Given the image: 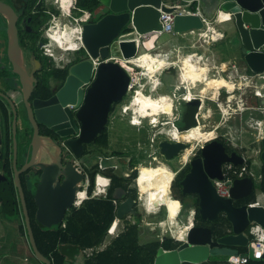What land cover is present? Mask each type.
Wrapping results in <instances>:
<instances>
[{
	"label": "water",
	"instance_id": "obj_1",
	"mask_svg": "<svg viewBox=\"0 0 264 264\" xmlns=\"http://www.w3.org/2000/svg\"><path fill=\"white\" fill-rule=\"evenodd\" d=\"M98 1L100 3L99 13L102 15L96 21H83L80 25L81 44L85 53L70 67L66 82L58 92V94H63L68 91L70 81L77 84L78 108L68 113L63 107L65 103L60 102L61 112L55 117L56 123L53 126V129L62 136L77 133L76 136L66 140L67 147L75 156L82 153L84 144L94 141L103 132L113 105L120 102L129 91L131 75L118 59L135 58L145 42L141 37L162 30L161 10L166 12L173 10L172 7L161 4V0ZM183 1H196L200 15L175 16L172 24L174 32L203 29L209 21L220 18V11L229 12L231 15L228 20L231 46L239 50L243 61L251 71L264 70V0ZM0 13L8 21V59L13 71L20 77L26 100L32 90V79L26 73L18 44L16 14L1 1ZM92 59H99L93 75ZM34 62L38 65L36 59ZM83 83H88L85 89L82 88ZM258 101L260 105L264 104V97L259 98ZM34 114L36 120H41L36 107ZM29 118L34 124L32 158L20 169H14L13 180L19 195L30 249L41 263L51 264L50 259L44 256L36 246L19 174L30 165L43 169L44 172L36 185L33 196L37 206L34 218L39 225L49 227L62 224L66 210L72 206L74 170L71 169V165L67 166L66 168L71 170L70 172L66 169L62 171L64 179L60 183L57 180V167L60 165L57 159L55 163L47 167L34 162L33 155L37 152L38 143L42 139L48 141L51 139L38 135L37 125L30 108ZM68 125L72 127L60 129ZM13 131L15 132V112ZM1 143L0 130V152ZM158 147L160 153L169 158L186 148L187 144L180 140L162 139L158 142ZM15 153L14 146V159ZM259 157L264 163V136L260 138ZM244 160V155L236 151L228 152L224 144L216 138L207 141L201 147L200 155L190 159L189 169L179 181L181 194L196 195L200 221H213L222 215L230 227L226 233L216 234L208 225L194 224L190 227L186 225L181 232L176 233L174 240L177 244L173 248L159 247L157 249L153 264H223V257L238 254L236 246H247L251 257L252 247L248 246L249 237L246 230L251 221L264 227V206H248L247 203L236 205L234 202L251 195L254 191L253 178L249 175L235 178L230 187L229 197L219 196L211 181L212 178H222L224 163L230 162L238 165ZM120 191L122 189L118 187L111 194L112 199L117 201L115 208L117 218L130 212L133 204V199L124 198ZM161 204L165 207V203ZM153 205L154 209L161 206L158 202ZM165 210H167L166 207ZM257 264H264V252Z\"/></svg>",
	"mask_w": 264,
	"mask_h": 264
},
{
	"label": "flooded vegetation",
	"instance_id": "obj_2",
	"mask_svg": "<svg viewBox=\"0 0 264 264\" xmlns=\"http://www.w3.org/2000/svg\"><path fill=\"white\" fill-rule=\"evenodd\" d=\"M0 1L8 5L16 14L15 24L17 29L18 44L22 53L23 64L26 73L32 79L31 81L32 90L29 96L27 97V99L25 100L22 84L20 82V77L13 71L11 62L9 61L7 55L8 21L4 17V15L0 13V69L1 70L4 69V71L0 70V130L2 136L1 152H0V174H1L0 181H4L7 173H9L11 175V180L14 185V180H13L14 169L15 168L20 169L24 163L29 162L32 158V148H33L32 143H34L33 140L34 124L29 118V108H30L32 116L37 125L38 135L46 136L51 139V141H48L47 139H42L41 142L38 143L37 152L34 153L33 155L34 162L43 164V166L47 167L49 165H52L53 162L55 163L57 159L60 163V165L57 167V180L60 183H62L64 179V175L62 171H64L65 169L68 170V172H70L69 170L71 169L74 170V178H73L74 193H73L72 206L74 205L75 201L79 198L78 192L83 191L85 195L88 196V198H95L99 196L105 197L107 190L112 185L113 181L119 183V185H115L113 187V190L115 188L120 187L122 189V191H120V194L124 198L131 197L133 199V204L131 207L132 210L124 214L122 217L118 218V221L114 225L112 233L110 234L112 236L109 239H107V241L105 239L106 242L104 241L105 243L96 247L95 250L102 249L119 232L126 230L128 227L132 225L137 226V229L140 232V237H142V233H143L141 229L142 214L138 205L139 204L138 201L140 199L138 197L139 191L136 184L135 183L134 185L132 184V181L136 180V177L135 178L132 177L133 172L137 171L138 174L139 167L137 166V164L145 160L150 162L156 160L157 155L162 156L167 161H170L174 157L178 156L177 161L180 164V166L176 170H172V172L174 173L172 179H174L187 165L189 169L190 159L200 155V149L206 142L200 145L199 147H197L196 151L193 153L191 157H186L184 159H182L183 158L182 153L186 149L190 148V142H187L185 140H180L187 144L186 149L184 148L180 150L177 154L169 158H166L159 151L158 142L160 140L156 141L153 137L151 138V141L147 143L149 145L150 151H147L145 149L144 150L142 149V151H140V149H137L136 147V144H138V146L145 144V141L147 140L146 139L143 142H138V141L137 142L131 141L130 143L128 142L124 144V147L109 149L108 152H107L108 150L107 147L106 149L103 150L104 155H99L96 158L95 144L92 141L88 144H84L82 153L79 154L78 156H75L74 153L67 147L66 140L76 136L77 133L75 132L70 135L62 136L58 134L56 130L53 129V126L56 123L55 117L59 115L61 112L62 107L59 106L60 102L65 103L63 107H65V110L68 113L70 112L72 113L78 108V104H77L78 87L74 81H70L68 91L64 92L63 94H58V92L60 88L63 86V84L66 82V78L69 75L70 67L75 62L80 60L82 54H79V59L73 58L72 60H69L65 63L58 64L55 66L54 63H51L48 55L43 53L41 47L42 44H44L45 42H43L41 39L42 38L47 39L46 28L48 25L44 27L43 23L32 24L33 23L32 17L37 16L39 20H42L41 11L45 9V11L49 13L52 8H55L54 4L52 3L53 1H50L49 4L51 5H48L47 0H37L35 4H31L29 0H0ZM56 15L52 13L51 17L55 19ZM73 51H76V49H74ZM34 59L37 60L38 65L35 64ZM65 70L67 71L65 77L63 79H58L56 76L58 74H61ZM169 71L171 72L173 70L162 69V71H160L159 74L162 73L163 75H166V73H168V76L170 75L171 79H173L172 77L173 75H171ZM157 84L155 86H157ZM167 89L171 91V94L169 93H165V94L167 98L170 100L172 106L170 108L169 115L166 116H171L170 117L171 119L168 121L173 126V129L174 130L176 129V131L182 133V132H186L190 128H193L194 126H197L196 121L198 122V119L196 118V116L201 115V111H200L201 105L199 103L200 97L193 96L190 94V96L193 97L190 100H186L183 97V95L180 94L181 92L180 93L178 92L179 90L183 91L184 89H186V87L182 86L181 89H179L173 83L171 84L169 83ZM199 90L201 91V88H199ZM126 95L124 97H126ZM192 100H197L199 106L197 105V108L194 112L195 124L193 126H190L189 119L185 113L184 102H190ZM115 105L116 104L113 105V109L111 111L113 113L115 112L114 110ZM34 106L36 107V110L41 120L35 119ZM123 106L124 105H121L119 109H122ZM2 107H4V109H2ZM14 112H15V132L13 131ZM141 118L142 121L139 120V124H140L139 126L143 127L144 124H151L150 126L152 127L155 125L152 122H150L151 119L149 117L146 118L141 117ZM143 119H145L146 121L144 120L145 121L144 122ZM108 120H109V116H108ZM127 120L131 122L133 119L128 118ZM44 122H46V124ZM110 122H112V119ZM119 122L124 123L123 121H119ZM107 123L105 125L106 128H107ZM131 124L133 123L131 122ZM70 127H72V125H68L60 129H70ZM14 139H15V143H14ZM165 139L169 141L179 140V139H173L171 137H167ZM14 146L16 150L15 159L13 158ZM7 149L11 151L8 164L4 161V154H5V150ZM129 151H134L136 155L142 152L144 158L139 163H133ZM231 151H236L238 154L243 155V153L238 152L237 149H235L234 147L232 150H229L228 152ZM70 165L72 166L71 169L66 168L67 166L69 167ZM95 168L97 169V171L94 174V183L92 185L91 190H89L91 186V173L94 171ZM43 172L44 171L42 168L38 166L30 165L26 168V170L20 172L19 174L24 198L27 195V193H31V198L35 205V209L33 211L34 215L37 206L34 202L33 196L35 193L36 185L38 184ZM97 175H102L108 178V186L104 188V192L102 194H97L98 191H100L95 183V177ZM170 186L171 184L169 185L168 193H171ZM15 192L20 207V217L22 219L23 218L22 209L16 187H15ZM254 193H255V188H254ZM183 196H184V200L187 202L196 197L195 194H185ZM0 207H1V202H0ZM70 208L66 210L65 215ZM28 210L29 209L27 207V211ZM22 222H23L22 224H24V218ZM199 222L200 220L196 219L194 215L192 225L200 224ZM62 225H64V222H62ZM18 229H19V225H18ZM108 234L109 233L107 232V236ZM85 249H83L78 255L77 263H80L82 257L86 255V252H84ZM93 251L94 248H91V253Z\"/></svg>",
	"mask_w": 264,
	"mask_h": 264
},
{
	"label": "rangeland",
	"instance_id": "obj_3",
	"mask_svg": "<svg viewBox=\"0 0 264 264\" xmlns=\"http://www.w3.org/2000/svg\"><path fill=\"white\" fill-rule=\"evenodd\" d=\"M47 1H48V5H51L49 4L50 1H54V0H47ZM71 9L69 11V15L60 14V11H59V14L56 15L55 19L51 17L49 20L48 26L46 28L47 31L50 33H52L53 30L68 31L70 30V28L68 27V25H66L67 23L77 27V23L74 20V14L71 12ZM221 21H224V20H221ZM81 24L82 22H79V25ZM221 25L225 26L224 32H226L227 37H228L230 33V28H228L229 22L225 20V22H222ZM198 32L199 30H195L193 33H188L184 36H182L180 33H173V32L169 34L163 33L159 37L155 36V38L158 37L160 40H163L164 37L169 35L170 37L169 41L173 42L174 44H177V43L187 44V45H190L193 43H196L198 45L204 44L206 40L209 38L208 36L209 33L205 32V30H202V34L199 35L197 34ZM152 37L153 36L150 35V40L145 41L143 43L145 47L142 45V48H141L142 51L149 49L150 52L155 53L156 52L155 50H160V53H161L162 49L163 50L168 49L166 42H164L165 44H163L162 46V44L157 43V40H155L154 42ZM219 43H223V45L225 46L227 45L226 39ZM77 44L76 43L71 44V46L73 47L72 48L70 45H69L70 47L68 45L67 46L61 45L56 40L47 38L45 43L42 44L41 49L44 54H45L46 47L53 53L52 56L48 55V57L50 58L51 63H54V65L56 66L58 64H62L69 60H72L73 58L76 57V53L73 50L79 48L80 44L78 42ZM201 50L202 49L199 47L182 48L181 55H179L176 52L177 55L179 56L176 57V63L174 65L168 64V60H171L170 58L167 57L168 55L167 53H169V51H165V50L163 51L162 55H164L165 60L167 62L166 66L163 69L173 70L171 72L169 71V73L173 75L172 76L173 79H171L170 75L168 76V73H166V75H163L162 73L159 74L160 71H162V69L158 73H155L153 77H147L146 71L143 70V68L134 67L135 80H134V83L131 89L128 91L126 97H124L120 102L116 103L115 109H114L115 112L114 113L111 112L109 115V120H108L107 128H106L107 133H108V138H109L107 152L109 151V149L120 148V147L122 148L124 147V144L128 142L130 143L131 141L133 142V140H135L136 138L137 139L134 142H137V141L143 142L141 141V137L144 134L146 135V139H147L145 141V144L140 145V146L136 144V147L137 149H140V151H142V149L150 151L149 145L147 143L151 141L152 137L156 141L170 137V134L175 131L173 129V126L168 121L171 119L170 118L171 116H166L165 114L157 115L156 121L153 123L156 126H152V127L150 126L151 124H144L143 127L139 126L140 124H136L138 125L136 126V125L131 124V122L127 120L128 118L129 119L136 118L138 121L139 120L142 121V118L138 116V114L134 111V108H132V103H131L132 98L138 91L142 92L143 94L150 95L152 97H158L159 94H164V93L171 94V91L167 89L169 83L170 84L173 83L179 89H181L182 86H185L186 89H184L183 91L179 90L178 92L179 93L181 92L180 93L181 95H185V94L188 95L189 91L187 89L186 84L185 85L182 84L181 79L178 78L179 71H180V65H181L180 60L182 59L183 56H185L191 51L201 52ZM174 56L175 55L173 53L172 58H175ZM224 58L227 59L230 57L225 56ZM199 63L205 66L207 65L208 67L207 76L208 77H219V76L225 77L223 73L222 74L217 73L218 64H219L218 59H213L209 61V60H206L205 58H201L199 60ZM233 80L235 82L239 81L237 82V85L240 86V89H236L234 91V94L231 97V101H230L231 106L236 108L238 104H240V101H239L240 96H242L243 98H246V103L244 104L248 106V108H245V110H243L241 114L239 113L241 115V120L239 119L240 115H236L238 113H236L235 116L234 115L221 116L220 113L218 112L217 103H219L221 106L225 104L224 101L227 96V93L224 88L217 89L216 91L207 90L206 92L202 93L199 90V88L202 87V82H195V84L191 85V88H190L191 95L198 96V97L200 95L199 103L201 105V108H200L201 115L196 116V118L198 119V122L196 121V125L201 127L202 131L204 132V135L203 137H199L196 140H192L190 142V148L186 149L182 153L183 155L182 159L186 157H191L193 153L196 151L197 147H199L200 145L204 143L205 138L207 139L209 138V136H212V135L223 136L227 140L229 145L237 149L238 152L243 153V155H246V151H248V154H249L251 153L252 149L256 148L253 142L258 141L264 133V119L261 120L260 126L257 127L255 125V122L257 121L258 118H263V116L259 114V112L255 108L260 104L259 103L257 104L256 103L257 99L251 96L253 89H254L253 86H250V85L247 86L243 80L238 78L237 75L234 76ZM157 82L158 84L157 86H155ZM259 82H261V80H258V83ZM218 92H219V95H218ZM121 105L127 106L126 112H122L121 109H119ZM111 115H112V118H111ZM111 119L113 123L110 122ZM119 121H123L124 123H121ZM178 139L184 140L181 138H178ZM247 146H248V150H246ZM259 154H260V150H259ZM177 158L178 156L174 157L170 161H167L162 156L157 155L156 160H153L151 162L145 160L137 164V166L140 167L141 165H145V166H152V165L158 166L159 165V166H163L167 168L169 171L172 172V170H176L180 166V164L177 161ZM261 163L262 161L260 159V164H259L260 169L262 166ZM247 165L253 168V165L255 164L252 161V159H249L247 162ZM138 173H139V170H138ZM252 173L254 176L255 184L261 185L262 184V172H258V173L252 172ZM173 175L174 173L172 172V177ZM134 183L136 184V180L132 181L133 185ZM170 191L171 193H169V195L172 197L171 186H170ZM256 192H258V190L255 189V193ZM138 197H140L138 201L139 203L138 205H139V209L142 214V223H141V229L143 232L142 237H141L142 240H145L147 238H153V237L154 238L159 237L160 240L163 237H168V236L174 237L176 233L178 232V230L188 225L190 218H192L191 210L193 208L184 209L182 213L178 212L176 214L173 221H167L163 225L159 226L157 224L158 219L162 220L166 216V213L164 212L165 207L161 205L159 208H155L153 210L154 212L147 213L145 209L143 196H140L139 192H138ZM180 207H181V203H180ZM22 221H23V218L21 219L20 216L18 219L12 220L9 216L5 215L4 213H1L0 211V264H15V263L16 264H24V263L25 264H42L33 255L30 249V246H29V242L27 240V236L25 234L20 233L18 229V225L22 224L23 223ZM114 225L115 223L113 224V226ZM111 236L112 235L108 234V236H106V241ZM24 257H27V260H28L27 262H24L25 261ZM215 261L216 260H214V262Z\"/></svg>",
	"mask_w": 264,
	"mask_h": 264
},
{
	"label": "trees",
	"instance_id": "obj_4",
	"mask_svg": "<svg viewBox=\"0 0 264 264\" xmlns=\"http://www.w3.org/2000/svg\"><path fill=\"white\" fill-rule=\"evenodd\" d=\"M29 1L31 4H35L37 0ZM69 2L71 9L74 0H69ZM99 8L100 3L98 0H76L75 6L71 9V12L75 17H78L82 15L84 11H88L91 14L88 21H96L102 15L99 13ZM52 13L56 15L59 13V10L57 8H52L48 13L43 9L41 11L42 20H39L37 16L34 17L32 15V24L43 23L44 27H46ZM41 40L45 42L47 39L42 38ZM75 53L76 57L74 59H79L78 55H83L85 52L82 47H79L76 49ZM1 71H4V69ZM66 73L67 71L65 70L56 77L58 79H63ZM256 103H259L258 99L256 100ZM197 105V100L184 102L185 113L189 119L190 126L195 124L194 112ZM2 109H4V107H2ZM136 139L133 140V142L136 141ZM216 139L224 144L227 151L233 149L223 136L217 135ZM145 140L146 135L144 134L141 137V141ZM93 143L95 144V157L97 158L99 155H104L103 150L108 147L109 143L106 127L103 129V132L96 137ZM129 152L133 163H139L144 158L142 152L137 155L134 151ZM10 154V150H5L4 161L7 164ZM261 165V189L264 191V163ZM187 169L188 165L172 180V197L176 202L180 201V213H182L184 209L193 208L195 210V218L199 219L197 212V198L195 197L187 202L184 200V196L180 192L179 181ZM96 171L97 169L95 168L91 173V186L89 190H91L94 183V174ZM136 176L137 171H134L132 177L135 178ZM115 185H119V183L113 181L112 185L108 188L105 197L99 196L95 198H87L81 202L79 207L72 206L64 217V225L57 224L51 227L41 226L35 221L33 213L35 205L31 198V193H27L25 199L29 209L28 214L30 216L31 228L36 246L44 256L50 259L51 264H153L154 256L159 247L171 249L177 244L174 238L170 236L163 237L162 240H160L159 237L142 240L137 226L132 225L126 230L119 232L102 249L95 250L96 247L104 243L107 236V228L115 217L114 204L111 196ZM254 197L255 193L253 191L247 198L234 203L236 205L249 203L254 200ZM0 202L1 213L9 216L12 220L19 218L20 207L15 187L9 173H7L4 181H0ZM164 212L166 213V210H164ZM199 223L210 226L216 234H224L230 227L228 221L222 215L213 221H200ZM19 231L26 235L24 224H19ZM178 232H181V229L178 230ZM89 247L94 248V251L88 256H83L81 262L77 263V257L80 252ZM236 249L239 254H245L248 251L247 246H236ZM258 262L259 261L250 260L248 264H257Z\"/></svg>",
	"mask_w": 264,
	"mask_h": 264
},
{
	"label": "bare ground",
	"instance_id": "obj_5",
	"mask_svg": "<svg viewBox=\"0 0 264 264\" xmlns=\"http://www.w3.org/2000/svg\"><path fill=\"white\" fill-rule=\"evenodd\" d=\"M60 1H61L60 7H61L62 14L69 15V11H70L69 0H60ZM221 13L228 14L227 12H221ZM74 20L76 21L75 16H74ZM218 20L221 21L223 19L219 18ZM66 25H68L70 30L68 31L58 30L50 38L52 40H56L61 45H65V46L67 45L71 46V44H74V43L77 44V42L80 44L79 35H78L80 33L79 23H77V27L69 23H67ZM188 57H191V56H188V55L184 56L180 60V63H181L180 71L181 72L179 71L178 78L181 79L182 84L184 85L186 84L187 89L189 91V96L191 94L190 93L191 85L195 84V82H202V87H201L202 93L206 92L207 90L216 91L222 86H228L229 88L231 87L230 83L220 76L219 77H208L207 76L208 74L206 73V66L200 64L198 60L192 59L191 57V59H189L186 64L185 60ZM173 59L174 58H172V60ZM161 61H163V64H161ZM125 62L130 63L131 65L135 67L143 68V70L146 71L147 77H153L155 73H158L167 64L163 55H161L158 52L152 53L149 51V49L138 53L137 56L133 59L125 60ZM159 96L160 98L152 97L150 95L143 94L142 92L138 91L132 98V102H131L132 108H134V111L138 114V116L144 117V118L149 117L151 119L150 122L153 123L156 121L157 115L159 114L169 115L170 108L172 106L170 103V100L167 98L166 95L160 94ZM203 135H204V132L202 131L201 127L197 125V126H194L192 129H189L186 132H182V133L176 131L175 129V131L170 134V137L173 139L181 138L187 142H191L192 140H196L199 137H203ZM253 144H255L256 148L252 149L251 153L249 154H248V151H246V155L249 159H252V161L255 164L253 165L252 171L258 173L260 172L259 171L260 170V167H259L260 143L258 141H254ZM246 150H248V146L246 147ZM137 175H138V177L136 176L137 177L136 178L137 188H138L140 196H143L144 203L146 205V210L153 211L154 209L153 204L156 202L160 203V205H162L161 203H165V207L167 209L166 211H167V215L169 219L170 220L174 219V217L176 216V213H177L176 211L178 207L176 206V201L173 199V197L168 196V187L172 181V172L169 171L167 168L163 166H159V165L158 166L141 165L139 167V173ZM103 184H104L103 180L99 177L98 187L101 188ZM78 196L81 197L80 195Z\"/></svg>",
	"mask_w": 264,
	"mask_h": 264
},
{
	"label": "built area",
	"instance_id": "obj_6",
	"mask_svg": "<svg viewBox=\"0 0 264 264\" xmlns=\"http://www.w3.org/2000/svg\"><path fill=\"white\" fill-rule=\"evenodd\" d=\"M75 1L73 3L72 8L75 6ZM52 3L54 4L55 8H57L60 11V14H62L61 7H60L61 1L60 0H54ZM161 4H165L166 6L172 7L173 10L169 11V12L161 10L160 20L162 22V30L159 32H155L154 36H160L163 33H167V34L171 33L174 17L177 15H185V14L200 15L199 11H190V10L186 9L185 6L187 4L185 2H183L182 0H161ZM86 13L90 14L88 11H84L82 15L75 17L77 23L83 22V21H88L90 19L91 14L86 16L85 15ZM227 13L230 14L229 12H227ZM80 30H81V28H80ZM55 32H56L55 30H53L52 33L47 31V33H46L47 38L51 39L50 37H52ZM201 34H202V32H199V35H201ZM78 35H79V40H80V46L79 47H82L80 33ZM222 35L223 34L221 33L220 37H222ZM141 39L149 41L150 35L142 36ZM188 56H190V54ZM118 61L120 63H122L123 65L126 64L124 66L128 69V71L131 75V82L129 85V90H130L133 83H134V80H135V78H134V71H135L134 67L135 66L131 65L130 63L125 62V60H122V59H118ZM98 63H99V59H92V75H93L94 70H95ZM225 70H226V68L223 66V64H220L218 66L217 73L221 74V73L225 72ZM237 76H238V78L243 80L247 86L250 85V86L254 87L252 95H251L253 98L259 99V98L264 97V70L261 72H251V73H245V74H238ZM227 79L231 85V88H229L228 86L220 87V88L225 89L227 96L225 98V101H224L225 104H223V106H221L219 103H217L218 112L220 113L221 116H224V115H230V116L234 115L235 116L236 113H238L236 115H240L241 112H243V110H245V108H248V106L246 104H244V103H246V98H243L242 96H240V98H239L240 104H238V106L236 108L231 106V102H230L231 97L233 96L234 91L236 89H240V86L237 85V82H239V81L235 82L233 80L234 76L227 75ZM258 80H261V82L258 83ZM87 86H88V83L82 84V88H84V89ZM218 95H219V92H218ZM186 96H188V95L187 94L183 95V97H186ZM199 97H200V95H199ZM158 98H160V96ZM186 100H188V99H186ZM255 108L259 112V114H261L263 116V118H258L257 121L255 122V125L258 127L261 125V120L264 119V104L258 105ZM126 110H127V106L124 105L122 107L121 111L126 112ZM239 119L241 120V115H240ZM190 129H192V128H190ZM216 136L217 135L210 136L209 138H207L204 141V143L211 140V139L216 138ZM262 136H264V133ZM258 142L260 143V139L258 140ZM244 158H245V160L242 164L234 165L230 162L224 163L222 165V178H220V179L219 178H212L211 179L212 184H213L214 189H215V192L219 196L229 197L230 187H231L232 182L235 178H240V177H243L245 175H249L253 178V181H254L252 168L246 164V162L249 160V158L246 155H244ZM259 171L261 172V169ZM99 177L103 180V183L105 180L108 181V178H106L105 176L97 175L95 177V183H96L97 187L99 186L98 185ZM107 186H108V183L107 184L104 183L101 188L98 187V189L100 191H98L97 194H102L104 192V188ZM254 188L256 190H258V192L255 193L254 200L247 203V205L248 206H258V205L264 206V191L261 189V185H256L255 181H254ZM80 193H83V196L79 197L75 201V203L73 205L75 207H79L81 202L88 198V196H86L83 191L78 192V195ZM112 202L114 204V211H115V208L117 205L116 200L112 199ZM191 213H192L191 214L192 218L190 219L187 227H190L193 224L195 210L192 209ZM117 221H118V218L114 217V220L112 221L111 225L107 229V232L109 234L112 233V230L114 227L113 224L114 223L116 224ZM246 234L249 237L248 246L252 247L251 257L249 256L248 253L231 254V255L225 256L223 264H248V262L250 260L259 261L261 259L263 252H264V227H262L260 224L254 222V221H251L248 224ZM84 252H86V255H89L91 253V248L85 249ZM257 252L260 253L259 259H257V257H256Z\"/></svg>",
	"mask_w": 264,
	"mask_h": 264
},
{
	"label": "crops",
	"instance_id": "obj_7",
	"mask_svg": "<svg viewBox=\"0 0 264 264\" xmlns=\"http://www.w3.org/2000/svg\"><path fill=\"white\" fill-rule=\"evenodd\" d=\"M183 2H185L187 4L185 6L186 9H188L190 11H200V9L198 8V4H197L196 1H183ZM220 12H222V11H220ZM199 14H200V12H199ZM222 22H225V20L224 21H219L218 19H215V20L209 21L207 23V27H205L203 29H189L187 31L179 32L182 36H184V35H186L188 33H193L195 30H199V32H202V30H205V32H208L210 34V35L208 34L209 38L206 40V42L204 44H199V45L196 44V43H193V44H190V45L180 44V43L174 44L173 42H170L169 41V39H170L169 35H167L166 37H164L163 40H160L158 38L159 36L157 38H155L154 33H152L151 36H153L152 38H153V41L154 42H155V40H157V43L162 44V46H163V44H165L164 42L167 43V47H168L169 50L168 49L167 50L164 49V50L165 51H169V53H170V55H169V53H167L168 54L167 57L171 59V60H168V64L169 65H174L176 63V57L182 54V48L199 47V48L202 49L201 52L191 51V52H189L186 55H189L190 54V56L192 57V59H195V60H198V61L201 58H205L206 60H209V61L210 60H213V59H218V62H219L218 66L220 64H223V66L226 68L225 72H223V74L225 75V77H222V76H220V77H222V78H224L225 80L228 81L227 75H229V76H235V75H238V74L251 73L253 71H251L248 68V66L246 65V63L243 61L242 56L239 53V50L236 49V48H233L231 46L230 41H229V35L227 37L226 32H224L225 26L221 25ZM228 28H229V26H228ZM172 32L173 33H177V32H174L173 30H172ZM199 32L197 34H199ZM221 33L223 34L222 37H220V34ZM225 39H226V44H227L226 46L223 45V43H219V42H221V41H223ZM143 46L145 47V45H143ZM164 50L162 49L161 50L162 51L161 53H160V50H155V51L156 52L159 51L158 53H160L162 55V53H163ZM141 51H142V49H140L138 53H140ZM176 52L179 55H177ZM173 53L175 55L174 56L175 57L174 58L175 60L174 59L172 60ZM225 56H228L230 58L225 59L224 58ZM163 57H164V55H163ZM207 70H208V67L206 65V73H207ZM159 95H158V97H159ZM168 195H169V193H168ZM179 208H180V204H179ZM179 208H178L177 213L180 210ZM146 212L147 213H152L154 211H147L146 210ZM167 221H173V219L172 220L169 219V217L167 215V211H166V216L164 217V219L158 220L157 221V224L159 226H161L164 223H166ZM148 224H150V223H148ZM173 238H175V236ZM161 240H162V238H161ZM247 253H248V251H247ZM224 258L225 257H223L222 262L224 261ZM24 260H25L24 262H27L28 261L27 260V257H24ZM12 263H14V262H12Z\"/></svg>",
	"mask_w": 264,
	"mask_h": 264
},
{
	"label": "clouds",
	"instance_id": "obj_8",
	"mask_svg": "<svg viewBox=\"0 0 264 264\" xmlns=\"http://www.w3.org/2000/svg\"><path fill=\"white\" fill-rule=\"evenodd\" d=\"M85 15L88 16V15H90V14L86 13ZM220 18H222L223 20H229V19L231 18V15H230V14L221 13V14H220ZM45 54H46V55H49V56H52V55H53V53H52L47 47L45 48ZM189 59H191V57H188V58L185 60V63H186V64H187V62H188ZM161 64H163V61H161ZM157 83H158V82H157ZM258 94H259V93H258ZM184 98L190 100L192 97H191V96H186V97H184ZM131 122H132L133 124H139V121L136 120V119H133ZM153 123H154V122H153ZM104 183L107 184L108 181L105 180ZM79 195H80V196H83V193H80ZM176 206L179 207V202H178V201L176 202ZM256 257H257V259H259V257H260V253H259V252L256 253Z\"/></svg>",
	"mask_w": 264,
	"mask_h": 264
}]
</instances>
